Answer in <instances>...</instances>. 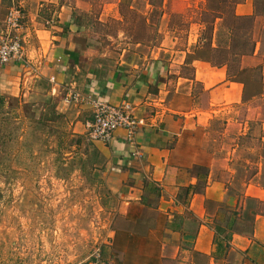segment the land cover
<instances>
[{"label":"crops","instance_id":"1","mask_svg":"<svg viewBox=\"0 0 264 264\" xmlns=\"http://www.w3.org/2000/svg\"><path fill=\"white\" fill-rule=\"evenodd\" d=\"M168 2L170 17L184 14L191 2L202 12L196 0H162L160 21L154 23L160 38L135 41L113 59L90 64L72 38L74 7L58 0H0V26L10 7L21 6L27 60L0 65V101L36 104L40 94L82 134L91 110L65 101L69 89L111 104L132 102L144 120L133 140L124 129L115 130L109 143L89 138L106 188L121 200L122 216L139 224L122 233L126 242L115 235L112 264H264V213L257 207L264 203V156H255L250 175L248 163H234L235 142L246 135L248 122L227 114L242 101L243 84L228 65L208 57L225 42L216 37L226 26L216 17L205 43L201 20L190 19L184 33L163 23ZM233 12L232 18L258 17L253 0H241ZM206 44L209 53H201ZM197 96L200 106H194ZM215 120H222L218 136L212 132ZM227 131L234 135L230 149H213L209 141L229 137Z\"/></svg>","mask_w":264,"mask_h":264},{"label":"rangeland","instance_id":"2","mask_svg":"<svg viewBox=\"0 0 264 264\" xmlns=\"http://www.w3.org/2000/svg\"><path fill=\"white\" fill-rule=\"evenodd\" d=\"M58 1L74 7L72 38L81 48L78 54L89 63L92 59V63L111 60L135 41L149 43L160 38L154 23L160 21L162 0ZM204 1L196 0L201 13L191 2L184 14L171 17L172 4L166 3L168 17L163 23L170 22L184 33L190 19L201 20L206 25L202 36L208 43L212 23L217 16L223 17L227 28L216 40L225 42L208 57L228 65L229 74L245 83L242 101L227 118L248 122L246 135L235 142L234 163H248L250 175L255 156L264 153V139L259 140L264 138V0H253L258 16L253 19H233L232 8L220 10L214 8L219 0ZM251 40L255 41L253 54L236 50L240 44L249 49ZM208 48L207 44L203 46L201 53H209ZM198 87L194 86L195 93ZM34 100L35 116L32 108L23 109V103L16 106L10 98L0 107V264L113 262L115 252L110 245L115 235L126 242L128 238L122 233L134 224L139 228V224L122 216L118 194L106 188L101 159L87 128L83 134L74 132L67 114H53V105L43 102L40 94ZM194 100V106L202 105V97ZM215 121L212 132L218 136L222 120ZM232 133L227 131L229 137H216L209 143L213 149L228 151ZM257 207L264 213V203Z\"/></svg>","mask_w":264,"mask_h":264},{"label":"built area","instance_id":"3","mask_svg":"<svg viewBox=\"0 0 264 264\" xmlns=\"http://www.w3.org/2000/svg\"><path fill=\"white\" fill-rule=\"evenodd\" d=\"M23 19L24 13L20 7L13 6L7 10L0 26V65L5 66L11 62L27 63L21 36ZM65 101L89 105L92 120L86 123V128L88 137L92 141L109 143L113 132L117 129L126 130L127 137L131 141L137 129L144 124V120L135 115L134 106L128 99H124L119 104H111L93 97L90 93H83L73 88L68 90ZM134 155L140 154L135 152ZM94 264H112V262L97 259Z\"/></svg>","mask_w":264,"mask_h":264},{"label":"trees","instance_id":"4","mask_svg":"<svg viewBox=\"0 0 264 264\" xmlns=\"http://www.w3.org/2000/svg\"><path fill=\"white\" fill-rule=\"evenodd\" d=\"M241 0H219V3L214 7V8H218L219 7V9L221 10V8H225V6H226V8H232V15H234V12H233V8H234V6H235V4L236 3H239ZM232 6V7H231ZM219 14H220V11H219ZM217 17H221L222 19H223V17L222 16H217ZM236 19H253V17L252 16H248V17H235ZM234 17H233V19H235ZM245 44V43H244ZM246 45V44H245ZM245 45H242V44H240V45H236V50H237V48L238 49H240V50H242V52L240 53V54H245V53H243V52H245V51H247V52H249L248 54H253V52H254V49H255V41H253L252 42V40H251V42L250 41H248V43H247V46L249 45V49H247V47H245ZM246 48V49H245ZM238 80V79H237ZM240 81V80H239ZM241 83H244L243 81H240ZM245 84V83H244ZM2 105H3V101L1 102L0 101V107H2ZM22 107H23V109H31L32 110V113H33V116H35V109H34V105L33 104H28V103H23V105H22ZM53 114H55V112H53ZM56 115V114H55ZM91 120H92V117H91ZM262 155L264 156V153H262Z\"/></svg>","mask_w":264,"mask_h":264}]
</instances>
